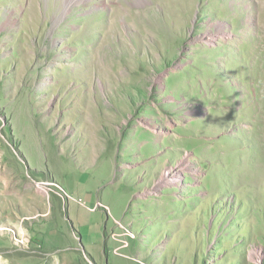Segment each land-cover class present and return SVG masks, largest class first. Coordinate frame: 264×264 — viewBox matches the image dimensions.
<instances>
[{
    "label": "rangeland",
    "instance_id": "374dc122",
    "mask_svg": "<svg viewBox=\"0 0 264 264\" xmlns=\"http://www.w3.org/2000/svg\"><path fill=\"white\" fill-rule=\"evenodd\" d=\"M92 258L264 264V0H0V264Z\"/></svg>",
    "mask_w": 264,
    "mask_h": 264
},
{
    "label": "built area",
    "instance_id": "2783aa9c",
    "mask_svg": "<svg viewBox=\"0 0 264 264\" xmlns=\"http://www.w3.org/2000/svg\"><path fill=\"white\" fill-rule=\"evenodd\" d=\"M82 203V202H81ZM84 204V203H83ZM102 206V205H100ZM105 209H107V207H105ZM91 210H95V208L91 209ZM116 224L119 226L120 229H125L122 226V223L118 220H116ZM124 234V233H123ZM126 234V233H125ZM120 234H118L117 232H113L111 233V239L117 242L116 247L113 249L114 253H119V249L121 248H126L128 246V243L125 241V239L120 238Z\"/></svg>",
    "mask_w": 264,
    "mask_h": 264
},
{
    "label": "bare ground",
    "instance_id": "6f19581e",
    "mask_svg": "<svg viewBox=\"0 0 264 264\" xmlns=\"http://www.w3.org/2000/svg\"><path fill=\"white\" fill-rule=\"evenodd\" d=\"M176 180H177V179H175V176H174V177H173V176L170 177V181H171V182H174V181H176Z\"/></svg>",
    "mask_w": 264,
    "mask_h": 264
},
{
    "label": "water",
    "instance_id": "95a60500",
    "mask_svg": "<svg viewBox=\"0 0 264 264\" xmlns=\"http://www.w3.org/2000/svg\"><path fill=\"white\" fill-rule=\"evenodd\" d=\"M89 256H90V254L88 253V252H86ZM91 257V256H90ZM92 260H93V258H92ZM93 263L95 264V261L93 260Z\"/></svg>",
    "mask_w": 264,
    "mask_h": 264
}]
</instances>
